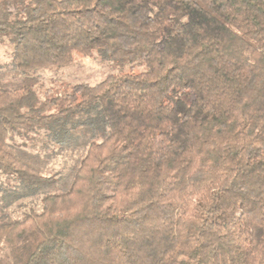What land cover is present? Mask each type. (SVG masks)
<instances>
[{
    "label": "trees",
    "instance_id": "trees-1",
    "mask_svg": "<svg viewBox=\"0 0 264 264\" xmlns=\"http://www.w3.org/2000/svg\"><path fill=\"white\" fill-rule=\"evenodd\" d=\"M0 264H264V0H0Z\"/></svg>",
    "mask_w": 264,
    "mask_h": 264
},
{
    "label": "rangeland",
    "instance_id": "rangeland-1",
    "mask_svg": "<svg viewBox=\"0 0 264 264\" xmlns=\"http://www.w3.org/2000/svg\"><path fill=\"white\" fill-rule=\"evenodd\" d=\"M147 66L143 62L117 63L103 60L97 52L84 56L76 54L69 65L63 67H51L39 71L45 81L51 79L72 84L95 85L103 82L110 75L121 73H143Z\"/></svg>",
    "mask_w": 264,
    "mask_h": 264
}]
</instances>
